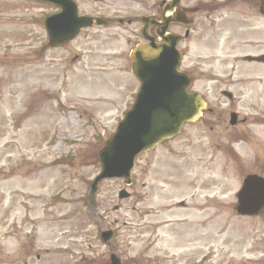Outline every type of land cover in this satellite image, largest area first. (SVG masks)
<instances>
[{
  "label": "rangeland",
  "instance_id": "rangeland-1",
  "mask_svg": "<svg viewBox=\"0 0 264 264\" xmlns=\"http://www.w3.org/2000/svg\"><path fill=\"white\" fill-rule=\"evenodd\" d=\"M198 2L181 69L211 112L138 162L129 187L101 182L92 202L96 152L137 83L123 61L90 79L86 50L44 48L41 6L0 0V264H109L111 253L121 264H264V211H234L243 178L264 177V126L248 121L264 117V65L240 61L264 53L260 0L186 1ZM230 112L247 123L232 129Z\"/></svg>",
  "mask_w": 264,
  "mask_h": 264
},
{
  "label": "water",
  "instance_id": "water-1",
  "mask_svg": "<svg viewBox=\"0 0 264 264\" xmlns=\"http://www.w3.org/2000/svg\"><path fill=\"white\" fill-rule=\"evenodd\" d=\"M58 1L69 6L66 4V11L59 15L62 19L56 20L57 16L46 22L49 47L72 39L79 28L92 24L91 19L76 16L75 6L70 1ZM162 39L167 46L141 45L131 55V73L139 83L138 92L114 133L97 152L100 171L90 186L92 196L105 179H124V184L129 185L135 159L141 153L173 138L184 124L194 123L205 112V103L200 96L188 92L191 80L178 71L180 54L174 48L175 43L168 37ZM244 60L264 62V57H246ZM230 118V124H233L234 115ZM127 197L123 190L118 193L120 200ZM236 200L237 215L256 216L264 208V180L247 176ZM111 236L110 231H103L101 240L107 243ZM110 264H120L115 255L110 256Z\"/></svg>",
  "mask_w": 264,
  "mask_h": 264
},
{
  "label": "flooded vegetation",
  "instance_id": "flooded-vegetation-1",
  "mask_svg": "<svg viewBox=\"0 0 264 264\" xmlns=\"http://www.w3.org/2000/svg\"><path fill=\"white\" fill-rule=\"evenodd\" d=\"M72 1L76 4L78 16L91 18L94 22L90 27L81 29L75 39L64 43L56 50L65 49L69 45L86 50L88 70H85V68L82 72L90 78L96 76L101 78L114 71L117 62L121 63L123 61L129 67L130 55L137 46L143 43L162 44L159 34L177 37L176 49L182 54L183 63L187 55V47L182 44L192 37L196 23L194 16L203 8L199 2L197 6L190 7L186 3L187 0H180L175 4H171V0ZM39 6L42 8L43 19L60 12L58 7L49 3L40 2ZM188 9H196L197 12L186 15L185 11ZM184 24H187L188 27H184ZM73 59L75 61L77 57L75 56ZM82 61L81 66L84 68L85 61ZM255 106L256 104L254 103L252 110ZM263 118L257 117L256 114L252 115V118L248 121L250 124L254 123V125L264 126ZM246 123L247 120L245 118L236 114L235 125L232 129H236ZM176 139L163 142L153 151L144 153L138 158V162L143 161L145 157L155 153L159 148L174 143ZM262 145L264 146V144ZM168 171L170 170L168 169ZM168 171L162 173L157 170L156 175H168L170 177L171 173ZM183 171V167H178L176 173ZM145 173L146 168L142 167L141 174L144 175ZM142 188H144L143 184ZM38 259L39 257H37Z\"/></svg>",
  "mask_w": 264,
  "mask_h": 264
}]
</instances>
